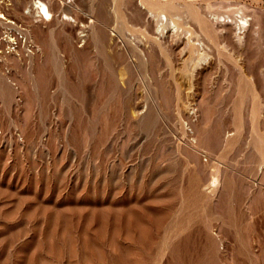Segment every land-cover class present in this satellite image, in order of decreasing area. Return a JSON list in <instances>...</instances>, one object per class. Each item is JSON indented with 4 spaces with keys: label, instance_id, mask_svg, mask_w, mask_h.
Here are the masks:
<instances>
[{
    "label": "rangeland",
    "instance_id": "rangeland-1",
    "mask_svg": "<svg viewBox=\"0 0 264 264\" xmlns=\"http://www.w3.org/2000/svg\"><path fill=\"white\" fill-rule=\"evenodd\" d=\"M36 1L0 0V264H264V0Z\"/></svg>",
    "mask_w": 264,
    "mask_h": 264
},
{
    "label": "built area",
    "instance_id": "built-area-1",
    "mask_svg": "<svg viewBox=\"0 0 264 264\" xmlns=\"http://www.w3.org/2000/svg\"><path fill=\"white\" fill-rule=\"evenodd\" d=\"M0 23L7 25L10 28H16L17 23L12 19L1 7H0ZM7 42V52H13L18 47L19 43L22 41V35L19 34L18 30L13 33L12 36L4 38Z\"/></svg>",
    "mask_w": 264,
    "mask_h": 264
},
{
    "label": "bare ground",
    "instance_id": "bare-ground-1",
    "mask_svg": "<svg viewBox=\"0 0 264 264\" xmlns=\"http://www.w3.org/2000/svg\"><path fill=\"white\" fill-rule=\"evenodd\" d=\"M37 4V11L45 14L47 17H49L51 15L50 9L48 8V5L46 2L42 1V0H37L36 1Z\"/></svg>",
    "mask_w": 264,
    "mask_h": 264
}]
</instances>
